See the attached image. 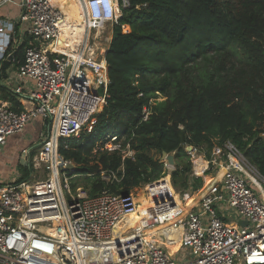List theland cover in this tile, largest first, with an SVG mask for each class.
Here are the masks:
<instances>
[{
  "label": "built area",
  "instance_id": "obj_1",
  "mask_svg": "<svg viewBox=\"0 0 264 264\" xmlns=\"http://www.w3.org/2000/svg\"><path fill=\"white\" fill-rule=\"evenodd\" d=\"M8 3L19 7L18 18L16 24L8 25L0 17V34L6 28L9 44L13 41L18 47L26 41V46L22 62L17 61L15 70L6 69L5 85L16 94L21 108L15 110L0 99V149L9 136L22 132L35 119L42 121L44 133L19 154L31 167L30 176L0 181V264H104L98 259L85 263L82 250H89L90 256L103 245L115 252L130 244L137 248L105 264H264V176L229 140L215 143L209 152L185 146L192 156V176L213 177L223 172L176 221L177 253L168 251L164 233L144 230L175 217L189 194L180 201L172 193L170 199L153 205L150 224L125 229L137 208L134 194L107 187L91 195L82 185L72 188L74 164L60 155L59 142L90 133L95 115L106 104L108 45L104 48V44H109L110 37L100 34L107 25L118 23L129 0H76L84 28L77 42L64 46V51L57 48L66 18L59 0H0V8ZM7 47L0 39V69L9 60L6 57L13 55L5 54ZM122 138L106 134L93 152L134 159L135 151ZM163 159L166 173L174 167ZM119 170L122 173L123 167L117 171L99 167L96 173L110 184L121 180ZM203 187L204 181L199 189Z\"/></svg>",
  "mask_w": 264,
  "mask_h": 264
},
{
  "label": "trees",
  "instance_id": "obj_2",
  "mask_svg": "<svg viewBox=\"0 0 264 264\" xmlns=\"http://www.w3.org/2000/svg\"><path fill=\"white\" fill-rule=\"evenodd\" d=\"M63 8L79 25L73 6ZM25 46L26 41L18 47L10 42L5 54L14 56L2 62L0 81L7 68L22 62ZM105 59L106 104L92 131L59 142L60 155L74 164L70 175L84 176L73 186L80 183L95 195L107 187L128 193L152 182L149 190L157 188L163 200L170 199L163 163L151 150L175 153L171 181L187 188L191 162L185 146L209 152L227 140L264 176V0H129L113 26ZM159 94L163 99L157 100ZM0 99L21 108L1 82ZM110 132L130 143L134 159L93 155L95 140ZM120 166L119 182L107 184L96 173L99 167L117 171ZM20 170L17 181L27 179L31 167ZM201 184L197 177L192 187Z\"/></svg>",
  "mask_w": 264,
  "mask_h": 264
},
{
  "label": "rangeland",
  "instance_id": "obj_3",
  "mask_svg": "<svg viewBox=\"0 0 264 264\" xmlns=\"http://www.w3.org/2000/svg\"><path fill=\"white\" fill-rule=\"evenodd\" d=\"M127 28L128 27L124 26V28H122V29L124 31H127ZM112 34H113V27H111L110 25H107L104 28V30L101 32L100 36L101 37H106V36L110 37V40H111ZM0 39H1V42H2L3 46L6 48L7 45L9 44V39H10L9 31L7 29L4 28L2 30V32L0 34ZM104 39L105 38H102V40H104ZM109 43H110V41H109ZM107 45L109 47V44L106 41L105 44H104V48H106ZM107 50H108V48H107ZM107 50H106V52H107ZM105 55H106V53H105ZM13 70H15V69L13 68ZM13 74H15V72H13ZM161 99H163V97L159 94L158 97H157V100H161ZM30 124H31V122L29 124H27V125L29 126ZM28 128H29V130L27 129V126H26L22 132L16 133V134H13V135L9 136L7 141H6V145L3 146L0 149V152H2V155L0 157V169L7 174L4 177L9 176V180L14 178V177H16L17 176V172H19L17 169L14 172V168H15L14 165L16 164V166H17V162H16V159H15L16 158L15 157L16 150L20 146H28V148L32 147L33 146V140H34V138L37 137V135L34 136L33 133L31 132V127L29 126ZM84 133L87 134L88 132H84ZM112 133H114V132H110L109 134H112ZM10 138H11V140H10ZM99 139L95 140V144L99 141ZM9 140H10V142H8ZM122 140H124V137L122 138ZM7 143H8V145H7ZM185 150L188 151V148H186ZM201 150H206V148L203 147ZM93 151H92L93 155H96ZM17 152L19 153V150ZM201 152H203V151H201ZM150 154L153 156V158L158 159L159 161L164 160L163 156H162V153H157V152L151 150ZM188 156L192 158V156H190V155H188ZM189 160H190V158H189ZM6 161H8V163H6ZM92 163H93V161L89 162V164H92ZM173 167L174 168L167 169L166 173H165V176H166V179H167L166 182L168 183V188H169L168 194H169V197L171 198V194L173 193L174 196L177 199L182 201L183 198H185V196L190 194L191 191L193 190L192 184L194 182V179L197 178V176H192L191 173H189L190 174V178L188 180L189 187H187V188L181 187L179 185L180 182H178L177 185H173V183L171 181V177L169 175L171 173V171L173 169H175V166H173ZM19 170H20V167H19ZM191 171H192V165H191L190 172ZM89 173H93V172H89ZM89 173H87L86 175H88ZM83 178H84L83 175L72 176L71 180H70L72 188H76L78 185H80V183H78L75 186H73V184H75L76 182H80ZM202 182H203V178H202ZM262 185L264 186V183H262ZM150 186H151V183H140L137 186L132 187L129 192L134 194L136 198H138L141 195V197L139 199L140 204L144 203V204L147 205V197L148 196H150L149 199H153L155 201L163 200L161 195H160V192L158 191V189L154 188V189L149 190ZM199 188H201V185H200ZM142 198H143V201H144L143 203L141 201ZM152 203H154V201H150L149 202V204H152ZM179 218H180L179 217V212H177V215L175 217H173L171 220L168 221L169 224H167V225H169V226L164 230V231H168L167 235H166V242H165L166 246L167 245L168 246L176 245V239H175V235H174L175 234L174 233V224H175L176 221L180 220ZM231 219H233V217H231L230 220ZM155 231L156 230L153 229V232H155ZM120 248L121 249H128L129 247L124 245V246H122Z\"/></svg>",
  "mask_w": 264,
  "mask_h": 264
},
{
  "label": "bare ground",
  "instance_id": "obj_4",
  "mask_svg": "<svg viewBox=\"0 0 264 264\" xmlns=\"http://www.w3.org/2000/svg\"><path fill=\"white\" fill-rule=\"evenodd\" d=\"M60 3L62 4V8L63 5H72L75 12L79 13V25L74 24L75 22L73 20H71L72 16L69 15V17L67 18V14L65 9L63 8L65 14H66V18H65V22L64 24H62L61 26V32H60V37L59 40L57 41L58 45L57 48H59L61 51H64L65 49L63 48L64 46L73 43V42H77V39H79L80 35L82 34L83 31V16L82 13H80L79 9H78V5L76 3V0H59ZM79 29V31L77 29ZM74 29L77 30L78 34L77 37L74 38L73 36L69 35V32H72ZM223 172V171H222ZM141 195L138 197V199L136 200V211L132 212L129 217H128V221L126 223L125 229L128 228H134V227H139L142 228L144 225H148L150 224V218L153 214V205H155V203L149 204L150 201H154L153 199H149L150 196L147 197V205L144 204L143 202V198H142V203L140 204L139 199H140ZM183 206V205H182ZM182 206L180 208H182ZM144 207V208H143ZM191 207L189 206L187 208V212ZM185 216V215H184ZM183 218V217H182ZM176 223V222H175ZM165 222L159 225H150L149 227H147L144 230V233L146 234H151V233H164V237H165V242H166V235L168 231H161L163 230V226H164ZM153 229H155L156 231L153 232ZM174 233L177 234L178 233V243L176 244V246L178 247H174V246H168L167 245V249L168 251L171 253L172 251V247L175 249V252L177 253L178 251H180V236H179V231L177 230V228L175 227L174 224ZM166 244V243H165ZM107 245H103L102 248L99 251H94L90 256H87L88 253H91L89 250H82V256L83 259L85 261V263H90L91 260H96L99 262L98 263H107V259L109 258H120V257H124L126 256L128 253L134 251L137 248V245L135 244H130V245H126L129 248L128 249H121L120 247L118 249L115 250V252H113L109 247H104ZM124 246V245H122ZM121 246V247H122ZM98 259V260H97Z\"/></svg>",
  "mask_w": 264,
  "mask_h": 264
},
{
  "label": "crops",
  "instance_id": "obj_5",
  "mask_svg": "<svg viewBox=\"0 0 264 264\" xmlns=\"http://www.w3.org/2000/svg\"><path fill=\"white\" fill-rule=\"evenodd\" d=\"M18 14H19V7L16 4L8 3V4L3 5L0 8V17L2 18V20H5V22L8 23V25H14V24H16V21H17V18H18ZM77 34H70V35L73 36L74 38H76L77 37ZM12 54H14V52ZM13 56L14 55H12L11 57H9V60L13 59ZM13 68L14 67L11 66V67L7 68V70L12 71ZM0 71H1V69H0ZM5 73H6V71H5ZM7 76H8V74L6 73V76L4 78H1V81L0 82H2V81L4 82L5 79L7 78ZM2 84L5 85L6 82H4ZM29 126L31 127V132L33 133V135L34 136L37 135V137L34 138V140H33V145H34L37 141H39V139L41 137V134L44 133V131H43L44 130V127H43L42 121L40 119L33 120ZM29 126L27 125V129L28 130H29V128H28ZM10 140H11V138H10ZM10 140L8 142H10ZM7 145H8V143H7ZM25 147H28V146H20L16 150V154H15V157L16 158L15 159H16V162H17V166L18 167L16 166V164L14 165V167H15L14 168V172L16 171V169L19 171V172H17V176L9 180V176L4 177L7 174L0 169V181H13V180H16L17 181L19 179V177L21 176V171L19 170V167H20V165H24V164H22L20 162L21 159H20L19 154H20V150L23 149V148H25ZM18 150H19V153L17 152ZM1 155H2V152H0V157H1ZM6 163H8V161H6ZM222 171H223L222 169L219 170L216 173V175H214L213 177H210L209 175H204L203 176L204 187L202 189H199L198 188V189H196V191H192L191 194L183 201L182 208L179 207V217H180L179 219L180 220L187 213V208L189 206L192 207L193 205H195L198 202V199L201 197L202 193L205 191L204 188L206 187V185H208L211 182H214L216 179H219L221 177ZM29 176H30V174H29ZM157 202H159V201H156L154 203H157ZM226 218L230 220L231 217H230V215H228ZM231 221H232V219H231ZM167 224H169V222H165V224L163 226V230H161V231H164L169 226ZM174 235H175L176 244H177L178 243V240H179L178 239V233L177 234H174ZM174 247H178V246L174 245ZM171 253H176L175 252V249L173 247H172Z\"/></svg>",
  "mask_w": 264,
  "mask_h": 264
},
{
  "label": "water",
  "instance_id": "obj_6",
  "mask_svg": "<svg viewBox=\"0 0 264 264\" xmlns=\"http://www.w3.org/2000/svg\"><path fill=\"white\" fill-rule=\"evenodd\" d=\"M174 155H175V153L174 152H169V153H167V152H165V151H163L162 152V156L163 157H165V159L167 160V163L168 164H170L171 166H175V159H174ZM20 162L22 163V164H24V165H26L27 163L24 161V160H20ZM71 166V165H70ZM246 221L245 220H241L240 221V224L241 225H246Z\"/></svg>",
  "mask_w": 264,
  "mask_h": 264
}]
</instances>
